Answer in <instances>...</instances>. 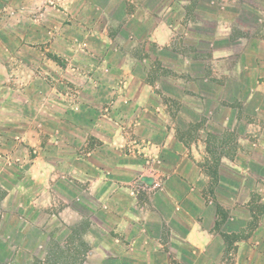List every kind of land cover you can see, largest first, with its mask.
I'll list each match as a JSON object with an SVG mask.
<instances>
[{
	"label": "crops",
	"instance_id": "1",
	"mask_svg": "<svg viewBox=\"0 0 264 264\" xmlns=\"http://www.w3.org/2000/svg\"><path fill=\"white\" fill-rule=\"evenodd\" d=\"M48 1L50 0H0L2 36L12 34L17 38L24 35L39 38L40 33L45 31L53 35L48 36V39L53 38L55 41L59 39L62 42L59 46L56 42L41 45L39 48L38 45L31 46L19 42L11 46L5 42L6 45L1 46L3 49L15 52L17 59L14 57L16 60L10 65L15 71L5 75L1 68L8 66L0 61V132L4 131L3 126H10L16 133L21 132L34 145L33 151L30 152L32 156L36 153L35 162L44 160V172L41 174L46 176L47 180L52 175L50 172L61 163L68 177L65 181L68 182L70 175L75 177L78 195H89L91 201L93 199L92 202H88L90 206H86L100 221V223L97 221V224L105 231L94 240V243H99L96 248L99 251H93L96 253L91 251L90 254H100L101 251L103 253L99 258L101 260L109 258L113 264L123 260L124 262L119 264H218L225 251L226 242L224 236L216 230L218 220L216 207L211 205V201L207 200L203 191L196 186L198 166L193 160L196 156L192 157V154L194 148L200 146L199 141L188 143L181 140L176 130L168 128L161 119L157 126L160 139L155 140L150 137L149 123L144 124L141 120L144 115L150 119L149 112H156V108L151 106L149 101L154 93L147 77L133 74L136 67L141 66L138 61L108 59L105 56L101 58L102 60L91 62L69 45L70 38L73 37L87 40V37L91 36H106V40H109V34H105L99 28L106 19L116 24L122 19L130 21L138 18L146 21L149 5L153 1L62 0L61 5L67 10L64 12L65 18L62 22H58L60 19H55L62 15L54 14L47 16L46 26H35L33 22H37L39 17L45 15ZM100 2L106 5L108 11L106 14L103 15L102 11H96L94 14L89 12L90 6L100 5ZM171 2L172 4L167 8L174 9V13L182 9L184 12L179 16L184 18L187 12H190V8L186 10L188 5L184 4H191L193 0ZM255 6L254 10L259 14L257 26L260 32L238 38L242 41L240 56L243 59L239 57L235 66L236 82L240 84L239 91L243 87L245 88L243 92L247 91L249 96H255L257 101L264 103V27L259 24L264 20V15H261L264 14V6L258 4ZM73 10H76V14H73ZM229 16H231L230 20L234 19L232 15ZM76 19V27L73 25L72 28L68 27V22ZM216 21H220L218 15ZM6 23H10L12 29L9 26L7 29L4 25ZM200 23L202 22L190 20L189 24ZM166 24L167 21L163 17H158V22L150 31L152 36H159L156 38L159 42L161 38L165 40L164 42L171 38L167 30H162L165 35H159L161 29L166 28ZM4 27L11 32L8 33ZM218 27H225V37L232 32L231 26L227 24L224 26L223 23ZM207 34L206 31L196 32V35L190 37L197 41L201 38L200 41L203 39L206 41L208 46L204 52L215 50L220 51L222 55L223 52H230L232 46L214 48L213 43L210 42L213 36ZM22 47L32 48L31 52L37 55L30 59L22 57L20 55L24 50ZM85 48H80V51H90ZM112 49L117 52L119 48L112 46ZM198 51L197 48L196 52ZM60 53L66 59H59ZM122 53L125 55V52ZM217 65L216 63L213 66ZM71 66L81 69L80 73L77 71L69 78L63 77L62 70L69 72ZM220 66L225 70L223 63ZM26 67L34 68L30 71L29 79H26L23 71L19 70ZM103 67L113 73L118 72L119 76L106 78L98 76L97 73ZM246 67L253 71L254 79L240 74ZM58 68L61 71L55 74L53 69ZM203 68L204 82H212L208 75L211 74V70L207 60L204 61ZM190 78L191 76L189 82H191ZM160 79L161 82L167 80L164 76ZM6 80L12 83L6 85ZM64 82L77 84L75 86L78 87V91L70 94L60 85ZM42 84L44 89H40L39 85ZM96 86L98 89H95ZM113 86H116V90L111 88ZM31 88H34L32 92ZM91 89L92 92H89ZM236 97H239V92ZM158 109L160 111L162 108L158 107ZM146 112L149 114H145ZM113 117L120 118L123 125L118 127L120 124L115 122ZM146 128L148 134L144 135ZM42 133L46 138L40 140ZM136 133L138 137L134 135ZM131 139H134L138 146L140 143L145 145L146 151L143 155L146 158L142 160L145 166L135 159H128L133 153L135 155L140 151L137 146L134 152L132 151V146H129L132 143ZM47 147L54 149V152L60 155L59 161L53 160V155L50 154L53 151L49 155V151H42ZM48 163L54 165L53 170L50 167L52 170L50 172L45 169L49 166ZM149 164L156 166L158 172L161 171L162 185L152 194L147 193L149 202H146L145 197L141 199L138 187L144 190L143 194L150 192L148 190L153 187V179L145 173L140 174V171L152 167ZM69 186L68 184L66 187L67 192L71 190ZM198 200L201 202L199 203ZM101 213L106 219H103L104 217L100 219ZM240 223L242 224L239 227L247 225L246 222ZM255 229L250 238L236 242L240 246L235 264H264V222H258ZM252 238L256 241L254 242Z\"/></svg>",
	"mask_w": 264,
	"mask_h": 264
},
{
	"label": "rangeland",
	"instance_id": "2",
	"mask_svg": "<svg viewBox=\"0 0 264 264\" xmlns=\"http://www.w3.org/2000/svg\"><path fill=\"white\" fill-rule=\"evenodd\" d=\"M151 1L153 2L149 5L146 21L138 18L130 21L122 19L116 24L106 19L103 20V27L99 28L105 34H109V40H106V36H91L87 37V40L73 37L70 38L69 45L91 62L102 60L101 58L106 56L108 59L122 61L128 59L140 63L141 66L136 67L135 73H132L147 77L148 82L152 84L151 90L154 94L150 96L149 101L151 106L156 108V112H149L150 119L144 115L141 121L144 124L149 123V135L152 139H160L157 126L161 119L168 128L176 130L181 140L188 143L199 141L200 146L194 148L192 154V157L196 156L197 160H193L198 166L196 186L203 191L204 197L211 201V205L216 207L218 214L216 230L224 236L226 242L225 251L218 264H235L240 246L236 242L250 238L256 230V224L264 222V176H261L264 175V103L257 101L255 96H249L247 91L243 92L245 88L238 90L240 84L236 82L235 68L239 57L241 58L242 41L238 38L260 32L257 26L259 14L254 8L257 4L263 7L264 0H193L191 4H184L188 5L186 10L190 8V12L186 11L184 18L179 16L184 12L182 9L174 13V9L167 8L172 4V0ZM61 2L62 0L48 1L45 15L39 17L37 22L34 21V25L46 26L47 16L54 14L62 15L55 18L62 22L65 18L64 12L67 10L63 9ZM101 4L90 6L89 12L94 14L96 11H102L103 15L106 14L107 7ZM73 14H76V10H73ZM217 15L220 17L218 22ZM229 15L234 19L230 20ZM158 17H163L167 21L166 28L161 29L159 33L162 36L166 34L164 30L170 33L171 38L167 42H164L163 38L161 42L157 41L156 38L159 36H152L150 33L158 22ZM237 17L240 19L237 20ZM190 20L202 23L190 25ZM76 21L77 19L68 22V27L72 28L71 25L76 27ZM223 23L224 26L225 24L231 26L232 32L229 36H224L225 27H218ZM260 23L264 27V20ZM4 25L7 29L8 26L12 29L10 23ZM10 29L7 30L8 33L11 32ZM204 31L208 33L207 35L212 34L210 42L214 48L232 46L230 52H223V55L215 50L204 52L208 46L206 41L204 39L200 41L201 37L199 41L190 37L196 35V32ZM46 33L45 31L41 32V35L36 33L40 35L39 38L28 35L17 38L12 34L4 37L0 34V61L8 66L1 68L5 72L4 75L15 71L10 65L17 59V55L1 46L6 45L5 42L10 46L16 42L28 43L31 46L38 45V48L49 43L57 42L58 46L62 44L59 39L56 41L53 38L48 39L53 35ZM27 38L30 40H26ZM112 46L119 48L118 51L113 50ZM82 47L90 51L82 52L80 51V48L84 49ZM91 47L93 49H90ZM22 48L24 50L20 55L26 59L36 54L31 52L32 48ZM194 51L196 53H192ZM122 52H125V55ZM58 58L66 59L61 53ZM73 60L75 63V58ZM205 60L211 70V74L208 75L212 82H204L202 77ZM216 63L218 65L214 67ZM221 63L224 64L225 70L220 68ZM19 70L23 71L26 79H29L30 71L34 68L26 67ZM80 70L76 66H71L69 72L62 70V74L63 77L69 78L72 73L77 71L80 73ZM243 70L240 74L254 79L250 68L246 67ZM53 71L57 74L61 69ZM97 75L104 78L119 76L118 72L113 73L104 67ZM161 76L167 80L161 82ZM220 80L224 82L221 83ZM9 83L12 82L6 80V85ZM60 85L70 94L78 91L75 83L64 82ZM39 86L40 89H44L43 84ZM115 87L111 88L116 90ZM238 92L239 97H236ZM158 107L162 109L159 111ZM113 120L120 124H117L118 127L123 125L120 118L113 117ZM2 129L4 131L0 132V264H113L109 258L105 260L99 258L103 253L101 251L100 254H90L91 251H99L96 249L99 243H94V240L105 230L97 224V217L87 208L90 206L88 202H92L93 199L91 201L89 195H78L77 179L70 175L68 182L65 181L68 178L65 167L59 163L53 170L54 165L48 163L49 166L45 169L53 172H50L52 175L49 177L50 180H47L46 176L42 175L44 160H40V164L35 162L36 153L32 156L30 152L33 151L34 145L29 138L21 132L16 133L10 126H3ZM143 134L147 135L148 132ZM44 135L42 133L39 139H43ZM134 135L138 137L137 133ZM133 140L129 144L132 151L134 152L136 146L140 151L137 150L138 153L135 155L133 153L128 159H135L143 164L142 160L146 158L143 155L146 151L145 145L140 143L138 146ZM49 147L43 148L42 151H49L48 155L53 151L50 153L53 160L59 161L60 155ZM143 173L153 179V187L148 190L150 192L143 194L144 190L138 187L141 199L145 197L144 201L149 202L148 194H152L162 185V173L153 165L149 170L146 168L140 171V174ZM68 184L72 191H66ZM78 196L80 199H77ZM101 217L106 219L102 213L100 219ZM240 222H246L247 225L239 227L242 224ZM120 262L122 261L118 264Z\"/></svg>",
	"mask_w": 264,
	"mask_h": 264
}]
</instances>
